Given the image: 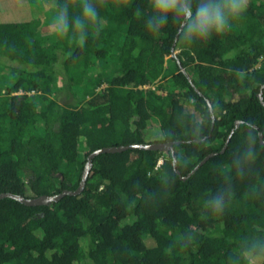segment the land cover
Masks as SVG:
<instances>
[{
  "label": "trees",
  "instance_id": "obj_1",
  "mask_svg": "<svg viewBox=\"0 0 264 264\" xmlns=\"http://www.w3.org/2000/svg\"><path fill=\"white\" fill-rule=\"evenodd\" d=\"M79 3L0 0V195L76 192L102 149L174 143V152L102 153L80 194L48 205L1 199L0 264H245L240 246L264 239V0L188 45L171 22L147 30L149 0H94L100 23L80 46L53 21L57 6L68 4L71 20ZM98 62L111 65L99 75L107 87L81 93L79 68ZM58 74L53 97L29 94ZM193 120L200 138L189 135ZM245 124L254 125L255 159L238 162ZM225 190L224 211L205 214L203 199Z\"/></svg>",
  "mask_w": 264,
  "mask_h": 264
},
{
  "label": "clouds",
  "instance_id": "obj_2",
  "mask_svg": "<svg viewBox=\"0 0 264 264\" xmlns=\"http://www.w3.org/2000/svg\"><path fill=\"white\" fill-rule=\"evenodd\" d=\"M68 4L57 6L53 21L59 35H65L71 29L76 42L83 46L89 27L100 23V14L94 0H80V14L70 20ZM248 7V0H149L150 14L145 21L147 30L159 34L171 22L177 28L182 43L206 42L213 35L222 34L232 27V22L241 17ZM176 54V53H175ZM149 88V87H148ZM147 89V87H146ZM191 103H195L194 99ZM254 125L245 124L246 144L237 157L238 162H250L255 159ZM165 138L174 135L172 130L160 133ZM193 138L202 136V126L193 120L189 129ZM234 135V134H233ZM231 142V137L228 139ZM227 191L208 194L202 202L205 214H220L226 206ZM239 257L245 264H256L264 258V239L242 244Z\"/></svg>",
  "mask_w": 264,
  "mask_h": 264
},
{
  "label": "water",
  "instance_id": "obj_3",
  "mask_svg": "<svg viewBox=\"0 0 264 264\" xmlns=\"http://www.w3.org/2000/svg\"><path fill=\"white\" fill-rule=\"evenodd\" d=\"M263 89L264 87L262 88L261 90V94H260V98H261V101L263 102ZM264 104V102H263ZM212 114H213V111H212ZM239 124V122L237 123V125ZM231 137V136H230ZM260 140H261V143L264 144V137H263V134L260 133ZM229 143V141L227 142V144ZM144 149V150H155V151H163V152H174V149H173V145L172 144H169V145H165V144H155V145H135V146H128V147H117V148H107V149H102V150H99L97 152H95L94 154H92L90 157H89V160H88V163L86 164L85 166V170L83 172V176H82V181H81V185H80V188L76 191V192H69V191H65L63 194L61 195H57V196H51V197H48V196H45V197H41V198H38V199H34V200H26V199H23L19 196H14V195H11V194H4V195H0V200L3 199V198H13L17 201H20L21 203L27 205V206H40V205H48L52 202H58L62 197H64L65 195H78L80 194L83 189L85 188V185H86V181L88 179V176L90 174V171H91V168H92V161L93 159L102 154V153H120V152H123L125 150H128V149ZM226 148H224L223 152L225 151ZM215 154H211L209 155L207 158H205L199 165L198 167L194 170V171H197L201 166H203L205 163H207L212 157H214Z\"/></svg>",
  "mask_w": 264,
  "mask_h": 264
},
{
  "label": "rangeland",
  "instance_id": "obj_4",
  "mask_svg": "<svg viewBox=\"0 0 264 264\" xmlns=\"http://www.w3.org/2000/svg\"><path fill=\"white\" fill-rule=\"evenodd\" d=\"M43 24H46V23H43ZM44 26L45 25H42V24L39 26L40 34L41 33L43 34L46 31V28ZM263 59L260 60L258 67L261 66ZM109 69H111V65H110V68H108L107 65H102L99 62L96 63L95 67L90 68L88 71H86L85 68H79L80 73L78 76L85 80V82H84L85 86L81 90V93H83V94L86 92H91V93L94 92L95 94L101 93L102 90H104L107 87V83H104V84H102L103 86L99 87L98 86L99 75H101L102 77L105 76L107 78V76L110 74ZM3 70L4 69L2 67H0V75H3L5 73ZM81 73L83 74L82 76H81ZM188 73L191 76H193L195 72H194V70L190 69L188 71ZM1 77L2 76H0V78ZM52 81H53L52 87L47 86L45 93L41 92V91L36 92V93L34 91L33 92L31 91L29 94L32 96L33 95L34 96L40 95V96H42V98H45L47 96L53 97L57 93V89L61 88L64 85L63 76H60V74H58L57 76L54 77V80H52ZM106 81H107V79H106ZM99 82H101V81H99ZM52 88H54V90H52ZM0 91H1L2 96H5L7 94V90H6L5 86L0 85ZM20 93H24V92L20 91ZM68 169L74 171L75 166L74 165L71 167L69 166Z\"/></svg>",
  "mask_w": 264,
  "mask_h": 264
},
{
  "label": "flooded vegetation",
  "instance_id": "obj_5",
  "mask_svg": "<svg viewBox=\"0 0 264 264\" xmlns=\"http://www.w3.org/2000/svg\"><path fill=\"white\" fill-rule=\"evenodd\" d=\"M193 70V69H192ZM182 72L183 73H185L186 75L188 74V72L184 69V68H182ZM195 72V71H194ZM195 74V73H194ZM190 74H188L187 76H189ZM190 77H192L191 75H190ZM203 96V95H202ZM209 106H210V104H209ZM210 110H211V112H212V108H211V106H210ZM212 117L215 119V117H214V115H212ZM203 142H206V139H203L202 140ZM169 144H172L173 145V149H174V143H168V144H165V145H169ZM169 152V151H168ZM214 154V153H213ZM176 159L174 160V165L176 166Z\"/></svg>",
  "mask_w": 264,
  "mask_h": 264
}]
</instances>
